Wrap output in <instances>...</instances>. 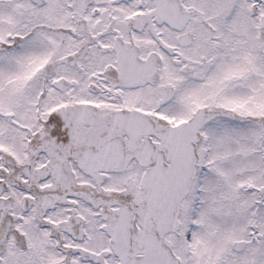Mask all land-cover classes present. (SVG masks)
Returning <instances> with one entry per match:
<instances>
[{
	"label": "snow or ice",
	"instance_id": "6c2138e0",
	"mask_svg": "<svg viewBox=\"0 0 264 264\" xmlns=\"http://www.w3.org/2000/svg\"><path fill=\"white\" fill-rule=\"evenodd\" d=\"M0 264H264V0H0Z\"/></svg>",
	"mask_w": 264,
	"mask_h": 264
}]
</instances>
